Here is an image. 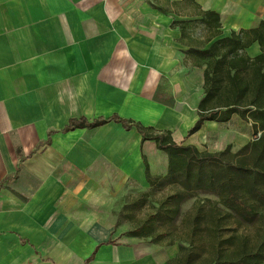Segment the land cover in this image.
Instances as JSON below:
<instances>
[{
	"label": "crops",
	"instance_id": "obj_1",
	"mask_svg": "<svg viewBox=\"0 0 264 264\" xmlns=\"http://www.w3.org/2000/svg\"><path fill=\"white\" fill-rule=\"evenodd\" d=\"M183 1L0 0V264H165L90 211L78 184L97 162L145 178L148 140L113 120L62 128L117 114L194 144L213 120L186 136L203 94L185 83L183 43L206 47L189 24L213 8L189 0L184 18Z\"/></svg>",
	"mask_w": 264,
	"mask_h": 264
},
{
	"label": "rangeland",
	"instance_id": "obj_2",
	"mask_svg": "<svg viewBox=\"0 0 264 264\" xmlns=\"http://www.w3.org/2000/svg\"><path fill=\"white\" fill-rule=\"evenodd\" d=\"M198 1L200 7L213 8L219 13L222 32L218 37L229 35L232 29L254 27L264 15V0ZM175 8L185 14L184 18L196 10L189 0ZM191 17L189 31L202 44L207 31L198 15ZM184 40V80L190 87L189 92L203 94L211 90L215 107L234 104L264 108V32L257 37H243L240 44L207 58L195 56L187 48L190 39ZM192 83L195 84L193 90ZM256 136L251 123L234 114L225 122H206L189 142L200 149L223 151V157L229 158V153L234 154ZM181 139L183 135L175 131L174 140ZM143 148L153 176L151 181L135 175L136 169L127 175L109 162H97L100 171L89 169L86 176L78 178L82 190L86 186L83 199L88 209L111 218L120 238L127 236V230L154 216L156 242L149 237H138L136 242L153 256L155 263L183 264L180 259H171L178 254V243L182 242L190 243V247L181 254L189 252L194 257L193 264H203V259L214 253L217 241L213 233L205 229L211 221L222 227L240 225L242 231L257 233L259 227L253 224L264 214L263 175L239 173L222 164L193 161H185V165L177 162L174 172L168 173L166 153L157 149L152 140L146 141ZM234 161L264 170V158H255L250 153L237 154ZM185 183L192 195L169 199L170 195L185 191ZM164 200L169 214L159 206ZM192 220L201 224L203 230L192 232ZM241 264H264V256L244 259Z\"/></svg>",
	"mask_w": 264,
	"mask_h": 264
},
{
	"label": "trees",
	"instance_id": "obj_3",
	"mask_svg": "<svg viewBox=\"0 0 264 264\" xmlns=\"http://www.w3.org/2000/svg\"><path fill=\"white\" fill-rule=\"evenodd\" d=\"M199 15L198 19L203 24L205 31H207V36L204 41H210V43L204 48H190V51L198 58L212 57L224 49L240 44L243 37L251 35L257 37L261 34V32H264L263 15V18H261L258 24L254 27L240 28L238 31L231 30L229 35L218 37V35L221 34L219 13L213 9H199ZM188 21L191 20L173 21L171 25H178L182 29L186 26ZM159 88L160 87L158 85L156 91H158ZM154 98L158 99L156 93ZM213 100V92L211 90H206L197 104V119L188 128L186 136L194 134L205 120L225 122L228 121L234 114L237 115L243 121L250 122L252 132L254 134H258V136L245 144H242L239 150L234 154L229 153V158L223 157V154L225 153L223 151H209L206 149H200L194 144L176 142L173 140L169 130H156L151 126H143L138 121L127 119L117 114L106 117L99 116L91 120V122H87L84 117L70 118L62 130H68L74 127H83L85 125L94 127L113 120L115 122H119L125 129L135 128L141 135V141L152 140L157 149L164 151L167 158L168 173L174 172L177 162H181L185 165V161H193L196 163L211 162L222 164L235 172L246 174L255 173L264 176V170L259 171L250 166L237 164L234 161L237 154L243 153H250L255 158H264V108L234 104H229L223 107H215L212 104ZM141 157L144 166L145 179L151 181L153 176L149 170L147 157L144 154H142ZM186 166L189 167V164L187 163ZM185 186L187 187L185 191L172 194L169 199L191 196L192 194L190 193L189 186L186 183ZM165 203L166 201L164 200L161 204H159V206L161 209L165 210L167 214H169L170 209L164 207ZM153 217L154 216H149V218L136 227L127 230L126 235L128 237L135 238L149 237L150 241L156 242L157 237L154 235L155 225L152 222ZM253 226H255V228L259 227V229L257 230V233L250 234L247 233V231H242L240 225L222 227L216 221L208 223L205 229L210 230L217 241L213 247L214 253L209 257L207 256L204 258L203 264H241L244 259L264 256V214H261L256 219ZM200 230H203V226L192 220V232ZM188 247H190V243L185 245L182 242H179L178 254L173 256L171 259L177 261L180 259L183 264H193L194 257L189 252L182 255L183 251L187 250ZM165 264H168V262H165Z\"/></svg>",
	"mask_w": 264,
	"mask_h": 264
}]
</instances>
